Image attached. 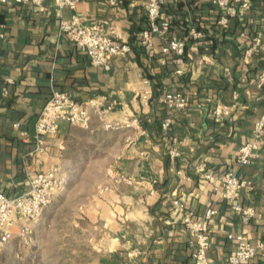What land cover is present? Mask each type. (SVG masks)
<instances>
[{"label":"crops","instance_id":"obj_1","mask_svg":"<svg viewBox=\"0 0 264 264\" xmlns=\"http://www.w3.org/2000/svg\"><path fill=\"white\" fill-rule=\"evenodd\" d=\"M114 1L77 0L75 8L60 7L57 0L0 3V20L8 22L7 35L0 39V191L24 193L33 173L59 165L77 199L71 208L75 224L86 245L99 250L92 264H190L194 234L182 214L172 211L176 196L196 217L210 207L217 209L211 216L208 249L216 264H226L235 245L229 232L247 233L257 245L256 255L244 264H264V138L256 157L238 162L239 147L264 110V83L258 80L264 62V0H254L246 23L238 25L244 28L234 34L215 26L218 14L212 0H167L164 12L173 19L172 30L187 40L184 62L176 65L170 60L173 53L162 50L159 36L150 47L142 43L146 0ZM73 12L84 22L104 21L109 33L130 43V52L113 57L110 68L92 63L88 52L60 30V18ZM191 27L203 33L204 42L190 36ZM257 37L261 43L246 57L243 50ZM176 67L186 72L183 79L177 78ZM145 78L153 91L156 82L183 90L189 105L179 111L157 98L144 105ZM55 89L79 101L117 99L125 107L117 105L103 116L92 112L89 127L62 120L55 134L43 137L39 152L36 119ZM224 103L231 105V112L216 123L212 111ZM128 116L139 118L147 134L133 126L105 128L106 120ZM165 116L173 118L168 135L161 129ZM174 137L182 154L172 158L168 149ZM229 169L255 183L252 189L244 186L238 198L255 209L247 221L222 197L221 176ZM209 171L217 176L214 182L206 178ZM117 173L130 181L115 183ZM39 219L33 222V234ZM126 219L145 222V233L130 234L126 228L109 237L92 234L103 227L112 231ZM125 240L130 244L123 252ZM13 241L20 243L17 235Z\"/></svg>","mask_w":264,"mask_h":264},{"label":"built area","instance_id":"obj_2","mask_svg":"<svg viewBox=\"0 0 264 264\" xmlns=\"http://www.w3.org/2000/svg\"><path fill=\"white\" fill-rule=\"evenodd\" d=\"M33 1L40 3L41 0H0V3H25ZM77 0H57L60 7L70 6L76 7ZM115 2L114 0H112ZM213 2L223 9V13L218 20L222 26H227L229 19L238 14H244L250 9L254 0H213ZM165 0H146L145 10L147 21L145 27L141 30L142 43L150 47L154 44L157 36L163 41L162 50L165 53L174 54V60L183 63V55L186 52L187 40L171 35V20L163 11ZM60 15V12H58ZM60 30L68 36L81 50L88 52L92 63L110 68L113 57L121 56L130 52L131 45L128 41L121 39L109 33L105 28L104 21L84 22L81 16L73 12L68 18H60ZM8 22L0 20V39L7 35ZM190 36L197 43L204 42L203 33L196 27H191ZM261 43V37H257L254 43L250 45L245 55L250 56ZM177 73H183L184 69L179 67ZM259 84L264 83V67L258 77ZM144 83L147 87L141 93V101L146 106L151 103L153 90L149 84V79L145 78ZM7 91V88H3ZM159 100L168 108L182 111L189 105V99L181 90L173 89L166 91L159 96ZM125 107V103H121L117 99L108 101H98L89 98L88 101H79L71 96L68 92L55 89L51 97L42 107L36 119L35 138L37 140V151L44 149L43 138L46 135L55 134L61 125L62 120L70 123H79L85 127H89L92 112L103 116L106 112L114 109L117 105ZM231 112V105L224 103L217 105L213 111L215 121L222 122L224 118ZM173 123L171 116H165L161 122L163 130H168ZM18 124V123H17ZM105 128H121L136 127L141 134H147L146 128L136 116H128L123 121L106 120ZM264 138V110L255 121L252 134L240 145L238 162L248 163L257 156V151L261 140ZM130 142L134 143L135 139L131 138ZM172 158L180 156L182 150L178 146V139L174 137L170 140L168 149ZM216 175L213 171L206 173V178L212 182L215 181ZM114 182L130 181L129 176L123 173L113 175ZM67 176L63 173L59 165H51L36 171L30 176L29 187L24 193L17 195H9L0 191V250L9 246L13 238L17 235L22 245L33 244V222L37 221L44 208L53 198L65 188L67 184ZM221 194L225 200H229L232 206L238 211L242 220H249L255 214L252 205L243 206L239 202L240 190L247 186L252 189L255 183L252 179L241 177L234 169L227 170L221 176ZM110 185L104 186L107 190ZM218 188V186H217ZM172 211L181 213L186 227L194 234L192 240V254L190 264H216L211 260L208 249L211 246L212 227L210 225L211 216L217 212V209L210 207L203 217H196L194 210L188 208L185 201L176 196L172 198ZM17 228V231L15 230ZM228 236L235 241V245L230 249L226 264H244L252 259L257 253V245L254 244L247 233L229 232Z\"/></svg>","mask_w":264,"mask_h":264},{"label":"rangeland","instance_id":"obj_3","mask_svg":"<svg viewBox=\"0 0 264 264\" xmlns=\"http://www.w3.org/2000/svg\"><path fill=\"white\" fill-rule=\"evenodd\" d=\"M70 190L71 188L66 184L61 193L44 208L36 225L33 244L22 245L19 241L11 242L0 252V264H92L90 259L99 250L94 246L86 245L85 234L75 224L77 215L72 214L71 208L75 207L77 199L73 198ZM128 220L124 222L120 220L118 225H114L112 231L103 227V230L97 229L92 234L96 237H109L110 232L116 231L122 234L125 233L126 228L130 234L141 236L145 233V222H127ZM108 243L110 244V241ZM129 244L125 240L120 249L123 252L126 251ZM97 248L104 249L101 245Z\"/></svg>","mask_w":264,"mask_h":264},{"label":"trees","instance_id":"obj_4","mask_svg":"<svg viewBox=\"0 0 264 264\" xmlns=\"http://www.w3.org/2000/svg\"><path fill=\"white\" fill-rule=\"evenodd\" d=\"M166 1L167 0H165V3H166ZM165 3L163 4V11H165L166 10V6H165ZM212 3H213V5L217 8V14H218V16H217V18H216V20H215V26L217 27V29L218 30H220V31H222L224 34H227V33H232V34H234V33H236V31H240V29L241 28H244V27H238V25L239 24H242V25H244L246 22V20H245V16H246V12H244V14H238V16H232V17H230V19H229V23H228V25L227 26H222V25H220L219 23H218V20L220 19V17H221V15H222V13H223V9L222 8H220V7H218L214 2H213V0H212ZM249 10V9H248ZM247 10V11H248ZM4 20V19H3ZM172 27H173V19H171V30H170V33H171V35L172 36H174V37H177V35L173 32V30H172ZM237 27H238V30H236L237 29ZM187 47V46H186ZM245 50H246V48L243 50V52H242V54H245ZM186 52H187V49H186ZM186 52H185V54L183 55V58L185 59V55H186ZM211 54L215 57V54H214V52H211ZM170 60H171V62L172 63H174L175 65L176 64H178L175 60H174V54H172V56L170 57ZM261 71H262V69H263V67H264V62H261ZM178 67H176V69H177ZM176 69H175V71H176ZM260 71V72H261ZM259 72V71H258ZM185 74H186V72L184 71L183 73H181V74H177V78H181L182 77V79L184 78V76H185ZM150 76V75H149ZM156 84H157V86H156V89L153 91V96H152V98L151 99H153V98H157L158 100H159V96L161 95V94H163L164 92H166V91H173V89H166V87L165 86H162V84H160L159 82H156ZM177 90H179V89H177ZM181 90V89H180ZM181 91H183V90H181ZM216 123H217V121H215ZM218 123H220V122H218ZM161 129H162V126H161ZM170 129H171V127L168 129V130H163L162 129V132L166 135H168V133H169V131H170ZM9 195H11V194H9Z\"/></svg>","mask_w":264,"mask_h":264}]
</instances>
